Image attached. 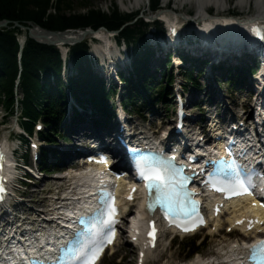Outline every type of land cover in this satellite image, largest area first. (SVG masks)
Masks as SVG:
<instances>
[{
  "label": "trees",
  "instance_id": "trees-1",
  "mask_svg": "<svg viewBox=\"0 0 264 264\" xmlns=\"http://www.w3.org/2000/svg\"><path fill=\"white\" fill-rule=\"evenodd\" d=\"M50 3L51 0H0V20H10L12 23L17 21L25 26L33 22L51 31L88 27L95 30L106 27L109 31H120L116 35L117 40L127 43L132 55V71L129 76L120 73L125 87V104L139 113V101L151 110V104L155 105L157 101L166 103L172 98L173 75L164 67L160 69L159 74L150 71L149 66L155 49L152 44L146 42L149 24L144 18H137L139 12L124 15L115 7L110 13L93 9L84 15H70L66 10L73 8L72 0H58L57 11L60 14L51 13L46 18ZM159 3L160 0H150V8L157 9ZM132 21L135 22L128 25V22ZM154 26L157 34L163 36L161 25L156 22ZM21 34L23 31L17 27L0 29V102L9 113L15 111L17 104L20 105V122L30 133L41 121L49 129L48 132L43 131L41 137L56 142L53 135L56 137L64 130L68 93H72L81 105L88 103L92 108L112 114L109 98L115 90L110 91L105 79L94 70L88 39L70 46L71 59L68 63L73 64L74 69L65 77L66 65L57 46L39 43L28 37L24 48L21 49L18 41V35ZM181 56L192 67L186 66L182 73L187 83L194 87L198 84L195 73L202 74V68L196 70L189 56L184 53ZM249 67L245 73L254 66L250 63ZM227 77L233 85L236 84V78H232L230 72ZM19 95H22L21 100ZM54 155L56 160L58 153ZM53 165L54 162L48 161L45 153L41 163L44 171L48 172ZM193 244L196 245V242L193 241ZM193 250L190 257L196 253Z\"/></svg>",
  "mask_w": 264,
  "mask_h": 264
},
{
  "label": "rangeland",
  "instance_id": "rangeland-1",
  "mask_svg": "<svg viewBox=\"0 0 264 264\" xmlns=\"http://www.w3.org/2000/svg\"><path fill=\"white\" fill-rule=\"evenodd\" d=\"M189 1H191V0H189ZM148 2H149V0H145L137 8H132V9L127 10V11H121V9L118 6L117 0H72L73 8L67 9L66 13L70 14V15L71 14L72 15H84V14H87L89 12V10H93V9H101L107 13H110L115 9V7H117L121 14L126 15V14H134V13L139 12L140 15H138L137 18L142 17V18H145V20H149V18L147 17L148 15L158 14L157 12H159V9L162 10V9H164V7H162V2L160 0L158 8L156 9L157 12L152 13V11L150 10V2L149 3ZM169 2L170 3L168 5H166V7H165V10H167L165 13L170 14L173 18H175L179 15V18H180L179 21H182L183 20L181 18L182 15L180 16V14L173 12V7L177 8L176 7V5H177L176 1L175 0H172V1L169 0ZM253 2H254L253 0H250V6L248 5L246 8L242 9L238 6L237 0H227L228 4L224 8V9H226L224 14L231 12L234 14L241 15L242 18H248V17H250L256 13V8L252 4ZM186 3H188V4H186L187 6L185 5L183 7L184 9L180 8V9H182L181 13H185L186 11H189L191 13L190 16L196 17V12H197L196 4L195 3L192 4L191 2H186ZM58 5H59L58 0H51L49 9L47 10L46 18L51 13L53 15L60 14L57 11ZM215 7H217V5H215ZM249 8L252 10L248 12ZM169 9H171V10H169ZM142 12H143L144 17L141 14ZM61 13H65V12L61 11ZM134 22L135 21L128 22V23H130L128 25H131ZM30 23H33V22H30ZM184 23H186L185 19H184ZM11 24H9L8 27L1 28V29H12V28H14V22L13 23L11 22ZM33 24L35 25V27L42 28L41 26L36 25L35 23H33ZM190 24H192V23H190ZM196 25L192 24V26H190L188 28V30L194 28V26L196 28ZM149 27H150V25H149ZM42 29H44V28H42ZM155 30H156L155 27L149 28L147 34L149 32L154 33ZM25 35H29V33L27 34L24 32L23 34L18 35V41H19L20 46H21V40H22L21 38H23ZM110 36H112L111 40L114 43V39L115 38L117 39V36L115 38L113 37L114 35H110ZM25 37H26V41H27L28 36H25ZM90 37H91V35L87 36V38H85V39H88L90 41L93 50H94V48H96L97 45L99 47L104 46L103 42H96V43L92 42L90 40ZM153 37H154V35H153ZM149 38H152L151 34L146 36V42L148 44H152V46H154V48H155V51H157V54L155 55V59H154L155 60L154 65L158 70L157 73L159 74L160 69H162L164 67L170 74H172L175 78L179 79V81H178V82H180L179 86H182V84L186 83V80L184 79V75L182 73L184 66L183 67H175L172 70V66H173L172 57L174 56V51H176V46L172 43L165 45V41L163 39L159 40L157 37H155V39H151V40ZM187 39H189V37H187ZM24 46H25V44H24ZM23 48L21 46V49H23ZM66 48H67V46H66ZM160 48H163L164 50L161 51ZM216 48H218V47H216ZM121 49H125L124 52L122 53V55L126 56L128 58V61L127 60L126 61H127V63L129 62V64H128L129 68L126 67L127 69H125V70H126L127 76H129L130 71H132V60H131V55H130L131 50L130 49L128 50L126 48V45L121 46ZM218 49L222 50L220 47ZM63 50L64 49H59L60 54H62ZM214 52H216V50H214ZM181 53H184V49H182L179 52V54H181ZM179 54H177V55H179ZM191 54H193V53H191ZM214 55L216 56V58H215L216 61H219V59L224 60V61L226 60V62H228L230 64L232 63V64L240 66V64H237V63H241V62L237 58L230 60L229 56H231V54H229V53L226 55L215 53ZM232 55L233 56H240L241 54L235 53ZM217 57H219L218 60H217ZM244 59H245V61L250 62L245 55H244ZM63 61H64V59H63ZM67 61L68 60H65L64 62H67ZM92 64H93L92 66H93L94 70L101 73V70L99 69L100 68L99 65L95 64L93 60H92ZM184 64H186V62H184ZM208 65H210V64H207L205 67H203V69L206 72L208 69ZM239 68L241 69V67H239ZM153 69H154V67H152L151 71L155 72V69L154 70ZM69 71H70V73L73 72V71H71V69H68V71L65 72L66 76H67ZM116 74L117 73L114 74V82L118 86V84L120 85V82H118V78H116V76H115ZM198 74L199 73H197V72L195 73V75L197 76V81H198V83H200V85H196L195 87H192L190 84H188V88L186 89V94L192 96L193 101H191V103L196 104L194 107L191 106L192 104H190V106H189L190 107L189 111L192 115H194L195 117H198V118H200V117L202 118L203 110L205 109L207 112H205L204 116H208V115L213 116L212 111L208 112V109H213L218 114L219 113L222 114L226 110V114H227L226 119H228L232 116L244 118V112L241 109L242 103L247 98L248 93L253 94L255 90H249L246 88L247 86H245L243 88L234 87V91H231L229 89L231 82L229 83V82H227V80L226 81L223 80L222 83H224V84L221 85L222 90L217 91L216 89H214L212 87V84H211V81L213 80L212 77H209L210 78V83H209V81L207 80L208 78H206L207 75L205 76V74H204L203 76L200 77V76H198ZM224 74L225 73H218V74H214V76L216 77L217 80H219L220 78H222L224 76ZM231 74H232V76L233 75L235 76V74H236L235 70L232 71ZM243 75L245 76V78L249 84L251 82L250 76H248L247 73H241L240 72V76H243ZM161 79L162 78L160 77L159 81H161ZM175 81H177V80H175ZM117 82H118V84H117ZM207 82H208V87L210 86V88L212 90L214 89L212 91V93L214 95L218 96L214 100V102H212V100L210 102L209 97L206 96V94L208 93ZM250 84L253 85V82H251ZM237 89L238 90L239 89L244 90V93L243 94L237 93ZM116 91L118 92V90H116ZM124 91H125V88H123V92ZM115 96H116V94H115ZM211 96H212V94H211ZM18 98L21 100L22 95H19ZM254 99L256 100V98L254 96L250 99V103H252V105H253ZM118 100H121V98ZM122 102H124V95H123ZM166 104H168V105L174 104L173 99L171 98L169 100V102H167ZM73 105L76 106L75 102L73 103L70 101L69 106H73ZM3 106H4L3 103L0 102V145H3V142H4L3 139L9 140V142L11 144H13V142L15 141V139L17 137L15 135V133L18 132V125H19V120H20L18 117L20 115V112L18 114H15V115L13 114L14 112L12 113L13 115H7L6 107H3ZM85 106L86 105H84V107ZM86 107H88V105ZM156 108L158 109V111L156 112L157 114L148 115L146 120H144L143 118H140L138 115H131L130 118L133 120V124H139L140 123L141 127L144 130L149 131V133H154L155 135L163 137L166 129L169 130L170 125H171V127L173 126L172 125V118L175 116L176 106L172 105V106H169L167 109L165 107V104H159L156 106ZM76 109H78V107ZM126 117L129 120L127 115H126ZM69 120H70V116L68 117V121ZM109 121L111 123L115 122L112 120H109ZM98 127H101V126H98ZM66 128H67L66 125L63 124V129H65V130L62 131V133L66 134V132H65ZM113 129H115L114 125H113ZM35 133H36V131H35ZM69 137H70V140H72L73 142H71L69 140V142L67 141V142L59 143V145L62 146L64 149L66 148V150L72 146H75V147L77 146L79 148L81 145H83V143H86V141L83 140V141H81L82 143L80 142L81 144L80 143L78 144L77 140L73 139V137H77V139L80 138L79 135L78 136L73 135L72 137L71 136H69ZM110 137H113V135L107 136L106 139H110ZM20 142L21 141H17L16 143H20ZM67 143L70 145H68ZM88 144H89V142H88ZM73 149L75 151V148H73ZM26 150H27L26 145H24L23 147H20V152H19L20 155L24 154L26 152ZM63 153H65V151H63ZM60 157H61V155H58L59 159H60ZM66 158H67V156H65V154H64V159H66ZM74 161L75 160L71 161L68 159V160H66V163L60 162L56 166H54L53 168H49L50 171L47 173H44L45 171L40 169L42 179L41 180H36V179L33 180L36 183V184H34V186H36V187L27 186L28 188H22L19 191L21 194H23L22 199H24L25 202L23 204L17 205L16 211L18 213H22L24 210L28 211V212H33V209L31 207L37 208L39 205V201L45 200V199H52V197L55 196L54 195L55 191L58 190L57 186H60L61 184L67 186L72 181L71 177H75L76 173L83 174L84 168L81 169L80 167L73 166V165H75L73 163ZM57 169H60V171L56 172ZM19 171L23 172V169L19 168ZM64 176H66L67 178H64ZM41 187H43V188H41ZM26 208H28V209H26ZM226 219L227 218L224 217L222 220H226ZM29 220H31V219H29ZM224 227H225V225H224ZM197 236L199 238L198 244H200L203 240L206 241V244H205V246L201 247V249L198 250V253L195 257L188 258V255H189L191 250H189V248H187V246L189 244L193 246V241H191V239H186V238L181 239L178 237L173 239V237L171 235L166 234L164 240L162 241L161 245L158 248V251L155 253V255L152 258L149 259V262L147 264H191V263L195 262L200 257L204 258V259H206V258H214L215 259L216 255L219 256V258L217 257V259H220V262H222V260H226V257L222 258V256L224 254H226L227 250L223 251L221 248L222 247L227 248L230 244L229 240L233 241V237L238 236V234L237 233L230 234V233L226 232L225 230H223L222 233L220 235H217V236L211 235L209 232L199 233V234H197ZM170 245H171V247H169ZM117 249H118V251L116 254H114L112 256L105 257L101 264H136L137 249L135 246H133L128 241L127 242L124 241L121 244V247L120 248L118 247Z\"/></svg>",
  "mask_w": 264,
  "mask_h": 264
},
{
  "label": "bare ground",
  "instance_id": "bare-ground-1",
  "mask_svg": "<svg viewBox=\"0 0 264 264\" xmlns=\"http://www.w3.org/2000/svg\"><path fill=\"white\" fill-rule=\"evenodd\" d=\"M144 1L145 0H117L118 6L121 9V11H127V10H130L132 8H137ZM161 1H162V7H164V9H162V10L159 9V13L157 12L158 17L170 19L168 13H165L167 11V10H165V7H166V5H168L166 3H170V2H169V0H161ZM175 1L177 4L176 5L177 8L173 7V12L180 14V16L182 15L181 16V18L183 19L182 22H184V19L187 22V21H190L189 19H193L196 21L197 19L203 18L205 16V12L210 9L211 5H217L220 10L225 11L226 9H224V8L228 4L227 0H191V1H189V0H175ZM237 1H238V6L242 9L246 8L248 5L250 6V0H237ZM253 1L255 3L256 13L254 15H252V17L256 18L257 20L263 21L264 20V0H253ZM186 2H191L192 4L193 3L196 4V7H197L196 17L190 16L191 13L189 11H186V12L184 11L185 13H181V10L184 9L183 7L186 4H188ZM180 8H182V9H180ZM169 10H171V9H169ZM209 13L213 14L214 10L209 11ZM219 15H221V14H219ZM147 17L149 18V21H151L152 23H153V21H155L154 16L148 15ZM179 20H180V18L178 15L177 23H179ZM229 24H232V21L224 20L222 18H213V19H210L206 23L204 29L200 33L202 38L197 37V38L187 39L184 37H178L175 40L174 39H171V41L168 40L169 43H172L176 46V51H174V56L172 57V62H173L172 70L175 67H183V66H184V68L186 66H189L190 68H192L188 62H186V64H184L185 61H183L182 57H181V54H183V53L179 54V52L182 49H184V54L189 56L192 61L200 62V64L205 63V61L202 60V57L205 54L210 55V59L208 60V64H210V65H208L207 72L202 68V71H203L202 76L204 74H205V76L207 75L206 78H208L207 80L209 82H210L209 77L213 78V76H214L213 69H214L215 63L217 62L215 59L216 56L214 55L215 53L224 54V55L229 53V54H231V56H229L230 60L237 58L241 62V63H237V64L243 65V63L245 61V59H244L245 52L246 51L255 52L256 49H258V46H259L258 43L259 42L256 39H251L249 37L242 38V35L240 33L238 34L237 37H231L230 38L229 36H226L224 31L226 30V26ZM29 26H34V25L29 24ZM14 28H16V27H14ZM32 29H33L34 35L44 33L38 27H36V28L33 27ZM75 30H80V31H64V32H61L60 35L53 36V38L54 39H60L62 41H65L67 39L74 41V38H78L80 36V32H81V29H75ZM25 33L28 34V31H25ZM93 34H95V33L88 34L85 36V38H87V36H89V35L93 36ZM95 35L98 38H100V40L104 44L103 47H99L97 45L96 48H94V50L97 53L89 51V55L91 57V60H93L95 64L99 65V67H100L99 69L101 70V73H99L96 70L95 71L98 74H100L99 76H102L105 79V83H106V85L110 91L111 90H115V91L118 90V92H117L118 99L121 98V100H118V103H119V106L123 107L124 102H122V100H123V95H124V92H123L124 84L121 80L120 73H124L125 75H127L125 69H127L126 67H128V64H129V62L127 63L128 58L126 56H123L122 53H119L117 48H114V45L111 43V37L112 36H110L113 34H110L107 31H98ZM25 36L30 37L29 35H25ZM25 36L21 39L25 40L24 39V38H26ZM154 37H156V36L154 35ZM92 39H93V37H92ZM83 40H87V39H83ZM125 45H126V48L129 50L130 47L128 46V44L126 43ZM216 47H218V48L220 47L222 50H219ZM62 48L65 50L67 49L64 45H62ZM160 50L163 51L164 49L160 48ZM214 50H216V52H214ZM107 53H110V55ZM191 53H193V54H191ZM235 53H240L241 55L240 56H233L232 54H235ZM177 54H179L180 56ZM130 55H131V51H130ZM62 58H64L65 60H70L71 58H70L69 51L62 53ZM154 59H155V56L152 58L153 61L151 60L152 62H150V66H149L150 71L152 70V67H154V69L156 68L154 65L155 64ZM218 59H219V57H217V60ZM131 60H132V55H131ZM221 61H224V60H221ZM233 65H235V64H233ZM236 66H238V65H236ZM68 69H71V71H72L74 69L73 64H67L64 67L65 72L68 71ZM157 71L158 70L156 68L155 72H157ZM151 72H153V71H151ZM115 73H117L115 76H116V78H118V82H120V85L117 82L118 86L114 82V74ZM65 77H66V73H65ZM184 79H185V75H184ZM175 80H177V81H175ZM178 81H179V79L175 78L173 76L172 88L175 89L176 92H180V89L185 84L184 83V84H182V86H179L180 82H178ZM186 83H187V81H186ZM258 85H259V91L260 92L264 91V65H262L259 76H258ZM207 87H208V82H207ZM67 96H71V95L68 93ZM181 97H183V95H181ZM217 97L218 96L214 95L213 101ZM191 101H193V100L191 99ZM256 101H258V98L256 99ZM6 111H7V115H13V114L15 115V114H18L20 112V115L18 118L21 120L22 111L20 109L19 104H17L16 109H15L13 114L9 113V111L7 109H6ZM148 112L151 115L157 114L156 112L151 111V110H148ZM68 117L69 116H67V122H69ZM20 120H19V125H18V132L15 133V135L17 137H16L15 141L13 142V144H11L9 142V140L3 139L5 144L3 146H1V148H3L4 150H7V149L9 150L10 159L13 162V164L18 163L17 162V154L20 152V147H23L25 145V141L27 142V145H26L27 149L29 148V145L32 141L37 142L39 144V146L42 147V142H41L40 136L38 134L34 133L33 131L30 133L21 124ZM132 124H133V120L131 118H129V129H130V126ZM97 127H98V125H96L92 120L80 121L76 125H74L73 129H72L73 132L75 134H77V136L78 135L80 136V138L77 139V137H73V139L77 140L78 144L83 140L86 141V143H83V144H87L92 139H95V141L99 140L102 142L107 141L105 139V135H110V130L112 129V126L111 125H104V126H101L98 128ZM45 129L48 132L49 129L47 128L46 125H45ZM53 136L55 138V135H53ZM17 141H21V142L16 143ZM70 141L73 142L72 140H70ZM68 145H70V144H68ZM76 147L72 146V147H69L67 150L65 148L64 149L65 156H67V157L73 156V154L76 153V151H74L73 148H76ZM80 147H82V146H80ZM19 168L23 169L22 167L15 165L12 167V170H11V173H13V175L17 178L23 174V172L19 171ZM87 173L88 172H86L85 174H82V175L81 174L76 175L75 176V178H77L76 182H78L82 185L84 183H86L87 179L90 178V175H91L90 173H88V174ZM17 178H15V179H17ZM15 182L16 181L12 182V186H14ZM126 182H127V179H124L121 182V186H123ZM102 184H104V182H102ZM41 188H43V187H41ZM242 202H245L246 204H248L245 200ZM240 204H242V203H238V205H240ZM28 208H26V209H28ZM235 214H236V211H233V212L231 211L228 213V216H225V218L228 217L227 220L229 219L228 220L229 225H231L233 223V218L236 217ZM223 218L221 216V217H218V219L216 220L215 226L217 228H219V226H220L219 222L222 221ZM247 235H248V233H247ZM233 242H230V244L227 248L226 247L221 248L223 251L227 250L226 254H224L222 256V258L226 257V260H222V262H220L219 261L220 259H217V257L219 258V256L216 255L215 256L216 258L215 259L213 258L214 261H217V262L219 261V263H225V264H233V261L235 260L236 256H239L243 252V248L240 247L239 249H237V248H234L233 246H231V244H233ZM235 243H238V242H235ZM154 252H149L147 250H144V254L147 255L146 258ZM200 261H202V260L198 259L193 264H198ZM143 264H147V263H143Z\"/></svg>",
  "mask_w": 264,
  "mask_h": 264
},
{
  "label": "snow or ice",
  "instance_id": "snow-or-ice-1",
  "mask_svg": "<svg viewBox=\"0 0 264 264\" xmlns=\"http://www.w3.org/2000/svg\"><path fill=\"white\" fill-rule=\"evenodd\" d=\"M175 158H164V159H152V160H141L138 164L139 175L146 181V187L149 189V195L151 197L152 190L155 189L156 196L154 202H159L161 206L165 209V216H169V209L175 210V206L182 204V196L185 195L183 189L185 187V179L181 176V169L176 168L169 161ZM223 163V161H221ZM231 167V165H229ZM236 184L243 188V185L236 181ZM135 191V189H133ZM244 192H247V188H243ZM0 192H3V188L0 187ZM234 194H242L240 192H234ZM111 195V194H109ZM3 197L0 196V199ZM131 199V196H129ZM153 207L152 203H149V209ZM183 210V209H181ZM115 213L114 199L112 201V206L108 209L107 215L109 219L103 221L102 223L111 224L113 223V217ZM103 214V213H102ZM170 222L171 219H170ZM203 223V220H200ZM237 223H242V221H237ZM249 227H251V222H249ZM185 231L190 229L185 228ZM155 228L149 232V236L152 237L154 241ZM115 233L112 232L107 237V241L111 242L114 238ZM84 248L77 249L75 251V258H83V264H95V261L99 258V255L103 248V241H101L97 246L92 249L85 251ZM143 255V254H142ZM254 264H264V240L258 241L256 244L251 246V255L249 257Z\"/></svg>",
  "mask_w": 264,
  "mask_h": 264
},
{
  "label": "water",
  "instance_id": "water-1",
  "mask_svg": "<svg viewBox=\"0 0 264 264\" xmlns=\"http://www.w3.org/2000/svg\"><path fill=\"white\" fill-rule=\"evenodd\" d=\"M9 24H11L10 20H1L0 21V29L8 27ZM128 24H130V23H128ZM32 25H34V24H32ZM14 27H19L24 32L28 31L29 36L31 38L35 39L36 41H38L40 43H46V44H58V43L74 44V43L81 42L83 39H85V36L88 35V34H92V33L96 34V31L93 28L88 27V28L82 29L81 32H80V36L78 38H74V41L70 40V39L62 41L60 39H54L53 36L60 35L61 32H64V31H50V30H46V29L40 28L44 33L38 34V35H34L32 28L35 27V25L34 26H24L22 24H19L18 22H14ZM101 29L107 31V29L105 27H103ZM66 31H80V30H66ZM95 34H93V35H95ZM24 39L25 40H21L22 48L24 47V44L26 42V38H24Z\"/></svg>",
  "mask_w": 264,
  "mask_h": 264
}]
</instances>
